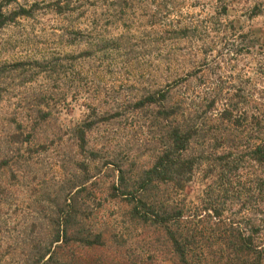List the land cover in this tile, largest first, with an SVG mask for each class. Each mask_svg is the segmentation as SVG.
<instances>
[{
    "label": "rangeland",
    "instance_id": "obj_1",
    "mask_svg": "<svg viewBox=\"0 0 264 264\" xmlns=\"http://www.w3.org/2000/svg\"><path fill=\"white\" fill-rule=\"evenodd\" d=\"M0 15V264H30L71 198L93 234L150 241L109 186L118 168L133 178L151 167L167 113L215 99L212 119L225 100L264 116V0H0ZM71 236L52 245L64 263L165 256Z\"/></svg>",
    "mask_w": 264,
    "mask_h": 264
},
{
    "label": "trees",
    "instance_id": "obj_2",
    "mask_svg": "<svg viewBox=\"0 0 264 264\" xmlns=\"http://www.w3.org/2000/svg\"><path fill=\"white\" fill-rule=\"evenodd\" d=\"M6 21L0 15V27ZM205 101L202 112L171 109L165 142L151 167L133 178L118 168L109 186L111 197L127 208L128 221L152 233L150 241L93 234L71 198L57 217L54 239L34 245L30 264H70L59 260L64 246L52 247L62 239L67 243L68 235L79 247L121 255L130 248L159 253L161 245V261L176 264H264V116H247L225 100L212 119L206 113L216 100ZM74 137L83 147L86 130L76 129ZM200 173L203 183L196 188ZM128 258L114 264L161 262L156 256Z\"/></svg>",
    "mask_w": 264,
    "mask_h": 264
}]
</instances>
